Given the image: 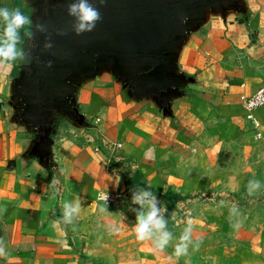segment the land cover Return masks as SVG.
I'll use <instances>...</instances> for the list:
<instances>
[{"label":"crops","instance_id":"0c3cea01","mask_svg":"<svg viewBox=\"0 0 264 264\" xmlns=\"http://www.w3.org/2000/svg\"><path fill=\"white\" fill-rule=\"evenodd\" d=\"M247 5L248 14L213 17L190 37L179 67L195 83L174 102L173 118L153 102L129 100L109 75L85 85L78 103L90 128L61 124L49 169L30 156L34 136L13 121L12 85L23 59L17 35L16 58L0 63V264H264V205L248 218L246 247L234 248L238 232L229 241L210 233L213 225L191 223L199 247L178 257L175 245L189 220L168 219L173 214L160 197L223 194L202 181L193 189L199 171L188 165L204 167L218 145L264 128V108L251 120L243 105L264 86V0ZM6 23L0 20V43ZM139 188L158 195L165 209L173 239L162 250L136 238L137 216L147 209L127 200ZM76 201L79 215L65 224L63 205Z\"/></svg>","mask_w":264,"mask_h":264},{"label":"water","instance_id":"95a60500","mask_svg":"<svg viewBox=\"0 0 264 264\" xmlns=\"http://www.w3.org/2000/svg\"><path fill=\"white\" fill-rule=\"evenodd\" d=\"M20 2V1H17ZM78 0H24L29 5L23 53L12 85L13 121L34 136L30 156L52 166L58 129L90 124L78 103L81 89L104 75L133 102H153L173 118L174 102L195 78L179 67L190 37L211 18L248 14L247 0H88L101 13L91 31L76 32L69 6ZM21 3V2H20ZM20 8V7H19Z\"/></svg>","mask_w":264,"mask_h":264},{"label":"rangeland","instance_id":"374dc122","mask_svg":"<svg viewBox=\"0 0 264 264\" xmlns=\"http://www.w3.org/2000/svg\"><path fill=\"white\" fill-rule=\"evenodd\" d=\"M0 8L14 11L18 6L15 0H0ZM232 140L208 152L206 164L204 161L201 163L204 167L193 163L187 164L199 171V174L192 178L193 189L200 188L204 182L207 186L216 184L215 186L223 188V194L210 192L202 195L195 194L187 196L186 200L179 196L181 201L165 199V196L172 193H166L160 197L169 205L170 212L173 214L168 219L177 221L186 217V220L191 221L193 225L200 222L207 226L213 225L208 228L211 230L210 233L218 238L228 236L223 238H228L229 241L233 238L232 234L238 232V239L234 237L233 240L236 242L234 248L240 250L246 247L244 238L245 232L249 229L248 218L253 217L256 207L264 205V128H255ZM202 151L204 150L197 153H203ZM198 157L197 155V160ZM196 176L199 178H195ZM252 180L259 181L260 187L250 192L249 181ZM127 201L133 202V196ZM181 202L183 206L178 208L177 205ZM133 204L136 203L133 202ZM173 204L175 205L172 207ZM237 219L239 225L234 224ZM199 261L193 259V264H199Z\"/></svg>","mask_w":264,"mask_h":264},{"label":"clouds","instance_id":"9594fccd","mask_svg":"<svg viewBox=\"0 0 264 264\" xmlns=\"http://www.w3.org/2000/svg\"><path fill=\"white\" fill-rule=\"evenodd\" d=\"M69 14L78 20L76 26L77 34L83 31H91L97 22L101 20L100 11L93 7L88 0H78L69 6ZM0 20L6 21L7 39L0 43V63L14 60L17 56L16 40L18 30L28 22V17L20 10L9 11L7 8H0ZM260 182L257 180L249 181V191L258 189ZM133 202L139 204L137 223L135 225L136 238L139 241L150 240L156 249H164L173 239V234L167 228V221L163 216L164 208L158 207L157 197L152 191L139 188L133 195ZM80 202H66L63 205V222L71 224L80 212ZM235 211V209H233ZM193 226L191 221L184 228L179 237V243L175 245L176 256L186 255L189 246L198 248L199 243L192 240Z\"/></svg>","mask_w":264,"mask_h":264},{"label":"built area","instance_id":"2783aa9c","mask_svg":"<svg viewBox=\"0 0 264 264\" xmlns=\"http://www.w3.org/2000/svg\"><path fill=\"white\" fill-rule=\"evenodd\" d=\"M243 105L245 109L249 112V119H253L252 113L257 109L264 108V86L252 97L243 98ZM120 196L117 197V199ZM110 203H114L116 197H104L102 198Z\"/></svg>","mask_w":264,"mask_h":264},{"label":"trees","instance_id":"16d2710c","mask_svg":"<svg viewBox=\"0 0 264 264\" xmlns=\"http://www.w3.org/2000/svg\"><path fill=\"white\" fill-rule=\"evenodd\" d=\"M17 6L20 7V2H17ZM20 9V8H17ZM27 17H29L30 12L29 11H22ZM28 31V26L27 24L23 25L19 30H18V34L20 35L21 38H23L25 36V34ZM167 198L168 201H170L171 199L174 201H181L179 196L175 195V194H168L167 196H165V199ZM175 204L171 205L172 207ZM169 206V205H168Z\"/></svg>","mask_w":264,"mask_h":264},{"label":"flooded vegetation","instance_id":"af4514ba","mask_svg":"<svg viewBox=\"0 0 264 264\" xmlns=\"http://www.w3.org/2000/svg\"><path fill=\"white\" fill-rule=\"evenodd\" d=\"M17 1H20L21 3H23L24 0H15V3H16ZM45 2H46L45 5H48L49 0H45ZM21 3H20V10H21V11H29V12H30L29 5H23V4H21ZM27 36H29L30 38H31V36H32V32L30 31V26H28V31H27V33L25 34V36L23 37V41H24V43H25V49H26V51L28 50V48H29V46H30V44H29V43L27 42V40H26V37H27ZM22 61L25 62V63H27V61H28V57H27V55L24 56V58L22 59Z\"/></svg>","mask_w":264,"mask_h":264}]
</instances>
